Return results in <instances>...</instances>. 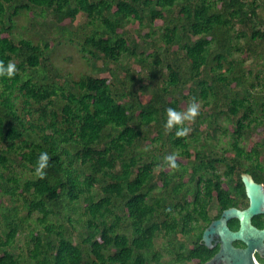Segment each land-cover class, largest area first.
Returning <instances> with one entry per match:
<instances>
[{
	"label": "trees",
	"instance_id": "trees-1",
	"mask_svg": "<svg viewBox=\"0 0 264 264\" xmlns=\"http://www.w3.org/2000/svg\"><path fill=\"white\" fill-rule=\"evenodd\" d=\"M23 13L40 42L13 39ZM61 41L78 80L52 62ZM0 62V264L183 263L214 199L248 206L242 173L264 185V0H0Z\"/></svg>",
	"mask_w": 264,
	"mask_h": 264
},
{
	"label": "water",
	"instance_id": "water-1",
	"mask_svg": "<svg viewBox=\"0 0 264 264\" xmlns=\"http://www.w3.org/2000/svg\"><path fill=\"white\" fill-rule=\"evenodd\" d=\"M241 179L249 201L246 209L230 208L224 210L219 220L213 221L203 234V241L212 248L214 236L220 239L221 247L213 261H225L228 264H255V249L264 251V228L258 229L253 224V218L264 215V186L258 183L250 173H242ZM238 219L240 226L232 231L227 222ZM240 241L246 244L245 249H238L234 243ZM258 264H260L258 262Z\"/></svg>",
	"mask_w": 264,
	"mask_h": 264
},
{
	"label": "rangeland",
	"instance_id": "rangeland-1",
	"mask_svg": "<svg viewBox=\"0 0 264 264\" xmlns=\"http://www.w3.org/2000/svg\"><path fill=\"white\" fill-rule=\"evenodd\" d=\"M37 20L43 21L41 18ZM78 20L79 22L80 20L81 22H85V18H82V16H80ZM46 21L50 22L49 18ZM31 23V15L23 13L22 15L18 16L16 18V28L13 31V39H15V41H18L20 38H25L33 39L35 42H40L41 36L34 32H31L29 28ZM53 33V37H57V35H55V31ZM51 44L52 46H55L56 49L54 55L52 56V62L54 63L56 68L60 69V72L62 74L71 75L75 80H78L84 73L90 72V67L88 66L85 59H83L76 44L64 41H61L59 44H53V42H51ZM253 140H258V137L254 135ZM245 145L246 147L250 148L251 143L245 142ZM225 167L226 166L224 164L219 165V172L223 173ZM19 171L20 169H18V172ZM7 204L11 205L12 203L8 201ZM216 212V207L211 208L212 215H214ZM35 216H37V214H35ZM31 228L36 229L37 231L40 230V228H36L35 225H31ZM28 241V236L21 234L9 249L14 253L22 254V256L27 257L29 255Z\"/></svg>",
	"mask_w": 264,
	"mask_h": 264
},
{
	"label": "flooded vegetation",
	"instance_id": "flooded-vegetation-1",
	"mask_svg": "<svg viewBox=\"0 0 264 264\" xmlns=\"http://www.w3.org/2000/svg\"><path fill=\"white\" fill-rule=\"evenodd\" d=\"M254 177V176H253ZM264 186V185H263ZM220 199L217 197L216 199L213 200V202L210 204V214H211V208L216 207L217 212L212 216V220L210 223L206 226L203 227V234L205 230L211 225L213 221H217L221 218L222 213L224 210L230 209V208H238V209H246L248 206H232L227 209H223L220 211L219 205H220ZM215 203V204H214ZM249 205V201H248ZM200 217V216H199ZM204 220L200 218L199 221L193 220L192 224L197 228L198 225H204ZM253 224L258 228V229H263L264 228V215H259L253 218ZM261 224V225H259ZM228 227L232 231H237L239 229L240 223L238 219H231L227 222ZM203 234L201 238L198 240V245L196 246V243L194 242V239H198L199 233H196L194 235V239H187L185 238L186 236L184 234H180L179 236L183 241L188 243V248L190 252L183 257V263H180L179 258L175 259V264H228V262L225 261H213L217 253L220 251L221 243L220 239L218 236H214L212 240V248H209L205 242L203 241ZM234 246L238 249H245L247 246L243 242L237 241L234 243ZM254 257L258 260L260 264H264V251H260L258 249L254 250L253 253ZM196 256V257H192Z\"/></svg>",
	"mask_w": 264,
	"mask_h": 264
},
{
	"label": "clouds",
	"instance_id": "clouds-1",
	"mask_svg": "<svg viewBox=\"0 0 264 264\" xmlns=\"http://www.w3.org/2000/svg\"><path fill=\"white\" fill-rule=\"evenodd\" d=\"M16 66L14 63H9L7 66V75L9 77H12L15 74ZM5 73L4 66L2 62H0V75H3ZM199 104L195 101L189 104L186 111H176L173 108L166 109L167 112V122L165 124V127L167 129H172L173 127L177 125H183L184 121H193L195 118L199 115ZM190 129L181 127L177 132V137H183L188 134ZM50 159L49 154L45 151L42 152L39 156V159L37 161L38 166L35 169V174L40 177L41 179L45 176V169L48 166V161ZM165 162L168 164L171 168L177 167V155L175 153L171 155L165 156ZM255 264H258V262H255Z\"/></svg>",
	"mask_w": 264,
	"mask_h": 264
}]
</instances>
